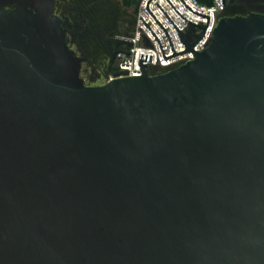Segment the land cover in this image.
I'll list each match as a JSON object with an SVG mask.
<instances>
[{"label":"water","instance_id":"water-1","mask_svg":"<svg viewBox=\"0 0 264 264\" xmlns=\"http://www.w3.org/2000/svg\"><path fill=\"white\" fill-rule=\"evenodd\" d=\"M150 4L195 59L90 85L55 0H0V264H264V13L199 51L171 2L176 51Z\"/></svg>","mask_w":264,"mask_h":264},{"label":"built area","instance_id":"built-area-1","mask_svg":"<svg viewBox=\"0 0 264 264\" xmlns=\"http://www.w3.org/2000/svg\"><path fill=\"white\" fill-rule=\"evenodd\" d=\"M170 1L183 16L200 25H207L208 17L197 14L194 11L188 9L184 2L193 10L210 16V22L206 33L194 46L199 51L205 49L209 45L218 21L220 17L223 16V12L226 8V5L223 4V0H215L214 5L210 7L200 4L197 0H184V2L182 0ZM170 1L151 0L150 10L168 31L175 50L180 51L188 49L177 27L184 35L187 43L191 44L197 42L204 30L199 27H195L192 30V33H190L192 23L186 20L178 12ZM149 2L150 0H140L135 28L133 32L131 34L119 35L117 37L118 39L132 41L129 44H127L126 42H119V45L117 47V49L120 50L130 51L129 53L120 51L115 52V60L117 65L116 71L128 70L127 72H120L121 75H141L143 73V69L141 67L142 54L151 56L150 62L146 64V68L148 69L150 74L167 72L187 63L190 60L195 59L194 52L190 51L185 54L165 60L158 39L156 38L152 30L156 33L159 40L161 41L166 56L174 54V51L172 49L167 33L149 12ZM158 3L168 15L163 11ZM141 17L146 21V23L151 27L152 30L147 26V24ZM172 21L176 24L177 27ZM154 67H156V69ZM116 71L114 74H109V78L107 81L116 77V74L118 73Z\"/></svg>","mask_w":264,"mask_h":264},{"label":"trees","instance_id":"trees-1","mask_svg":"<svg viewBox=\"0 0 264 264\" xmlns=\"http://www.w3.org/2000/svg\"><path fill=\"white\" fill-rule=\"evenodd\" d=\"M89 1V0H87ZM94 1V0H90ZM200 4L205 6H213L215 0H197ZM257 0H227L226 8L223 12V15H237V14H247L249 11H261L262 7L258 5ZM123 4L126 7H133L135 12L137 13L140 0H122ZM86 5H94L93 3H86V0H83L80 4H78L79 12H75L72 16L74 18L72 22V31L76 33L70 42H73L77 46V53L85 56V60L92 66L95 70H97L99 62H103L107 57L110 58L109 64L107 66V75L114 73L117 70L116 60H111V49L114 50L115 44L110 45L107 43L106 36L97 28L93 23V18L98 19V15L100 13H104L106 10L104 5H94V8L89 9V7H85ZM101 14V15H102ZM78 16V18H75ZM94 16V17H92ZM105 16L102 15L101 18ZM100 18V21H101ZM83 34V36L81 34ZM132 33V32H131ZM127 33V34H131ZM77 36V37H76ZM79 37L83 38L78 39Z\"/></svg>","mask_w":264,"mask_h":264},{"label":"rangeland","instance_id":"rangeland-1","mask_svg":"<svg viewBox=\"0 0 264 264\" xmlns=\"http://www.w3.org/2000/svg\"><path fill=\"white\" fill-rule=\"evenodd\" d=\"M98 3L99 5H104L106 10L103 11V14L100 13L98 15V19L92 16L94 17L92 21L95 25V28L101 31L104 36L112 35L115 37L116 35H126L127 33L133 32L137 18V13L133 7H126L122 0H100ZM94 5H86L85 7L92 9L94 8ZM101 14H105V16L101 18ZM81 35L83 36V34ZM72 37L74 36H68L69 40H72ZM78 39L83 41L82 37H79ZM70 45L74 50L77 51V46L73 42H71ZM79 55L84 59L82 64V75L85 77L86 82L90 85H100L106 83L109 78V75H107V66L109 64L110 58L107 57L102 63L99 62L101 65H98L97 70H95L85 60L84 55Z\"/></svg>","mask_w":264,"mask_h":264},{"label":"flooded vegetation","instance_id":"flooded-vegetation-1","mask_svg":"<svg viewBox=\"0 0 264 264\" xmlns=\"http://www.w3.org/2000/svg\"><path fill=\"white\" fill-rule=\"evenodd\" d=\"M83 0H55V12L56 14L60 15L63 17L64 19V26L67 29V40L68 43L70 44L71 42L69 41L68 36H75L76 33L74 31H72V22L74 20L73 18V14L75 12H79L78 10V4H80ZM100 0H94V1H87L86 3H94L96 5H99ZM256 2H258V5H260L262 7L261 11H255V12H261L264 13V0H257ZM60 9V11H59ZM250 12V11H249ZM75 15V14H74ZM75 18H78V16H75ZM119 35H116L115 37L112 35H107L105 38L107 40V43H110V45H113V43L115 44V48L114 50L111 49V55H112V61L115 60V55L114 52L116 50V48L119 45V41H118V37ZM71 46V45H70Z\"/></svg>","mask_w":264,"mask_h":264}]
</instances>
